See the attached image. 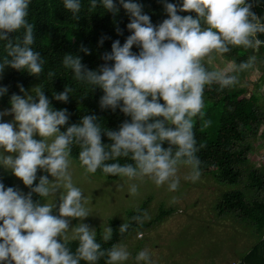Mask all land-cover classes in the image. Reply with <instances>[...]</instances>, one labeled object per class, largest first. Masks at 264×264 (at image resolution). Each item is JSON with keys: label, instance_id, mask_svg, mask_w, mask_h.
<instances>
[{"label": "clouds", "instance_id": "1", "mask_svg": "<svg viewBox=\"0 0 264 264\" xmlns=\"http://www.w3.org/2000/svg\"><path fill=\"white\" fill-rule=\"evenodd\" d=\"M60 2L74 20L82 11L91 14L99 9L115 16L123 8L130 35L123 44L114 40L95 70L78 55H63L60 66L75 86L65 85L63 91L53 92L52 99L67 103L78 88L80 97L99 88L103 92L99 107L118 109L128 119L116 130L103 127L95 114L69 125L68 110L53 108L44 83L28 91L18 85L21 94L13 93L10 107L0 110V169L29 191L6 187L0 180V264H99L102 259L104 264H125L130 256L126 245L102 246L113 238L108 222L99 234L84 222L92 215L91 194L77 186L74 172L78 169L88 178L99 170L103 178L129 182L147 178L157 187L167 185L176 191L180 169L186 168L183 179L198 181L202 161L197 153L203 145H198L194 128L197 120L201 128L211 124L205 119V88L232 89L240 73L257 63L255 53L264 46L260 38L264 15L251 9L262 0H160L167 18L159 24L151 22L137 0ZM31 3L0 0V76L6 67L33 76L44 71L45 60L32 47L34 25L27 19ZM184 12L195 15L179 14ZM11 33L15 36L10 38ZM117 33L121 34L119 28ZM133 46L139 51L134 53ZM233 49L244 53L251 49L252 54L223 68L209 67ZM80 51L89 54L83 45ZM57 76L60 73L54 70L46 73L49 82ZM7 92V86L0 85V97ZM8 116L11 119L5 120ZM102 135L110 143H103ZM38 171L46 175L37 178ZM137 191L136 183L128 184L130 194ZM144 219L143 214L131 216L120 224L119 234L133 222L142 225ZM134 259L137 264H153L148 249Z\"/></svg>", "mask_w": 264, "mask_h": 264}, {"label": "trees", "instance_id": "2", "mask_svg": "<svg viewBox=\"0 0 264 264\" xmlns=\"http://www.w3.org/2000/svg\"><path fill=\"white\" fill-rule=\"evenodd\" d=\"M137 2L143 5V12L150 16L153 24H159L167 18L163 3L160 0H137ZM168 2H175V0H168ZM251 11L257 16L264 15V0L254 5ZM179 14L195 15L189 12ZM27 19L34 25L35 42L32 47L45 60L44 71L40 76H33L25 71L6 67L0 77V85L7 86L8 92L0 97V107L10 106L8 101L13 93L21 94L18 85H22L27 90L32 86L35 87L44 83L45 95L49 97L53 108H66L68 110L70 114L69 125L79 123L84 115L95 114L97 122L101 123L103 127L116 130L128 117H125L118 109L113 112L110 109L102 110L99 107V98L103 95L101 89L96 88L80 97L78 95L82 89L78 88L77 92L73 95L70 94L67 103L52 99V94L63 91L65 85L75 86L71 76L64 73L60 66L63 55H78L82 57V63L87 68L95 70L104 63L102 56L111 50V43L114 40L118 39L123 44L126 37L130 35L126 28L129 18L124 9L120 8L115 16L110 12L101 14L99 9L91 14L82 11L80 19L74 20L71 13L63 9L60 0H32ZM117 28L120 29L121 34L117 33ZM9 36L11 38L15 36V33H11ZM101 37H107L102 45L98 43ZM260 38L264 39V36ZM81 45L89 49V54L80 51ZM132 51L135 53L139 49L133 46ZM249 54H252L251 49L247 53L233 49L230 53L223 55L227 60H235L239 63L241 60L247 59ZM255 54L258 57L257 65H262L260 79L264 80V46ZM49 70L57 71L60 76L49 82L46 77ZM216 89L217 86L212 85L210 88L206 87L204 92L205 119L210 120L211 124L207 128H201V121L197 120L194 128L198 145H203L197 153L202 161L201 174L210 175L219 184L235 185V188L224 189L221 192L214 202V207L219 213L239 214L241 219L248 222V229L251 231L253 229L258 238V241L233 264H264V201L255 196L249 198L248 191L240 188L241 180H247L248 190L264 191V171L258 173L249 169L250 165L246 162V156L250 150V144H243L246 132L257 127L262 119L260 96L255 92L245 96L244 88L237 89L234 87L222 92H218ZM67 126L65 125V127ZM102 142L110 143L107 137L103 135ZM77 151L74 149L73 155H76ZM123 162L122 160L121 163ZM42 174L45 173L38 171L37 178ZM94 175L102 177L99 170ZM117 178L110 176L103 179L111 181ZM0 180L6 187H16L13 178L2 169H0ZM36 182L34 181V184ZM28 191L29 189L23 185V192L27 193ZM36 199L38 197L34 194L33 200ZM149 200L150 198L147 197L137 209L128 211L125 222H128L133 215H144ZM172 212V207L159 206L151 223L161 222ZM121 223L118 219L109 220V226L114 230L113 238L102 245L104 248L120 243L131 231L137 232L151 224L143 222L142 225H136L133 222L132 227L121 235L118 232ZM96 229L98 234L102 231L100 227H96ZM75 246L74 243L71 245L72 250L75 249ZM99 264H104L103 259Z\"/></svg>", "mask_w": 264, "mask_h": 264}, {"label": "rangeland", "instance_id": "3", "mask_svg": "<svg viewBox=\"0 0 264 264\" xmlns=\"http://www.w3.org/2000/svg\"><path fill=\"white\" fill-rule=\"evenodd\" d=\"M230 62L223 55L222 58L217 57L209 67L219 69ZM261 67V64L256 63L251 69L240 73L239 83L235 86L237 89L244 88L245 96L252 92L260 96L262 119L257 127L246 132L243 143L250 144L246 156L249 169L258 173L264 171V80L260 79ZM8 107H0V110ZM4 119L10 120L11 116ZM186 172V168L180 169L179 188L169 191L167 185L157 187L147 178L131 182L121 178L107 181L94 174L84 178L77 169L74 182L83 189L85 195L91 194L89 207L92 215L85 218L84 222L90 227H100L101 230L111 219L123 223L127 212L137 209L149 197L144 213L145 223H151L159 206L172 207L173 212L161 222H152L149 227L137 232L131 231L124 240L117 243L126 245L130 252L125 264H137L134 258L142 249L150 251L153 264H233L258 241L253 229H248V222L241 219L239 214L219 213L214 207L221 192L235 188V185L219 184L207 174H201L196 182L186 181L183 179ZM6 173L13 178L16 187L23 191L22 182L10 172ZM247 182L241 180L240 188L248 191L249 198L255 196L264 201V191L248 190ZM129 183L138 185L134 195L128 192ZM71 223L75 224L76 221Z\"/></svg>", "mask_w": 264, "mask_h": 264}]
</instances>
